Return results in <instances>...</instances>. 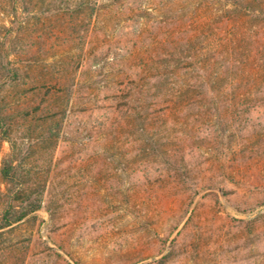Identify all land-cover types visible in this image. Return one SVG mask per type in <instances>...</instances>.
<instances>
[{
  "label": "rangeland",
  "instance_id": "1",
  "mask_svg": "<svg viewBox=\"0 0 264 264\" xmlns=\"http://www.w3.org/2000/svg\"><path fill=\"white\" fill-rule=\"evenodd\" d=\"M0 50V264H264V0H0Z\"/></svg>",
  "mask_w": 264,
  "mask_h": 264
},
{
  "label": "trees",
  "instance_id": "2",
  "mask_svg": "<svg viewBox=\"0 0 264 264\" xmlns=\"http://www.w3.org/2000/svg\"><path fill=\"white\" fill-rule=\"evenodd\" d=\"M0 72L4 74L3 80H0L2 87L10 83L16 84L21 78V70L9 60V54L0 61ZM11 101L9 96L0 101V131L2 136L11 143V152L2 162L1 176L14 188L11 194H15V198H11L1 212L0 237L44 208L41 198L26 193L27 174L22 163L24 159L17 149V144L11 138L14 117L10 108L15 100Z\"/></svg>",
  "mask_w": 264,
  "mask_h": 264
}]
</instances>
